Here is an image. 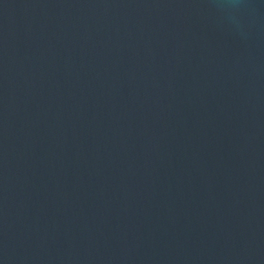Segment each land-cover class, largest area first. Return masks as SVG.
<instances>
[{
  "label": "water",
  "instance_id": "95a60500",
  "mask_svg": "<svg viewBox=\"0 0 264 264\" xmlns=\"http://www.w3.org/2000/svg\"><path fill=\"white\" fill-rule=\"evenodd\" d=\"M0 264H264V0H0Z\"/></svg>",
  "mask_w": 264,
  "mask_h": 264
}]
</instances>
